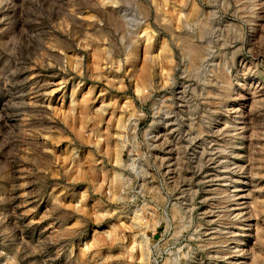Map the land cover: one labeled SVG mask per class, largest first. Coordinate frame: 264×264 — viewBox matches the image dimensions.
Wrapping results in <instances>:
<instances>
[{
    "label": "rangeland",
    "instance_id": "obj_1",
    "mask_svg": "<svg viewBox=\"0 0 264 264\" xmlns=\"http://www.w3.org/2000/svg\"><path fill=\"white\" fill-rule=\"evenodd\" d=\"M0 264H264V0H0Z\"/></svg>",
    "mask_w": 264,
    "mask_h": 264
}]
</instances>
